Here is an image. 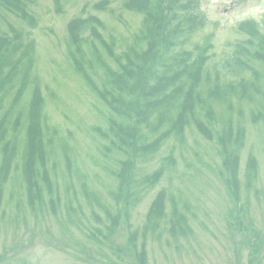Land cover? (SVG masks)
<instances>
[{
	"label": "rangeland",
	"instance_id": "1",
	"mask_svg": "<svg viewBox=\"0 0 264 264\" xmlns=\"http://www.w3.org/2000/svg\"><path fill=\"white\" fill-rule=\"evenodd\" d=\"M196 2L206 22L186 47L207 49L200 90L258 74L252 98L209 100V109H201L200 119L205 121L204 113L211 117L215 136L227 122L234 131L242 129L227 151L236 159L233 177L216 137L190 124L137 161L126 180L130 189L118 200L112 170L122 155L105 153L110 139L100 132L107 131L110 112L97 91L104 89L107 71L118 69L112 53L119 56L138 41L142 13L129 7L130 0H25L30 22L0 5V32L14 29L32 42L31 76L39 83L45 149L35 166L51 186L33 208L22 178L29 119L23 116L15 128L16 113L10 114L3 124L14 145L7 173L0 150V264H138L137 252L144 264H264V65L250 60L252 69L239 72L229 65L246 40L238 23L252 20L264 29V0ZM85 20L95 29L78 47L68 27ZM76 46L84 71L70 57ZM33 88L27 83L21 96L26 108L37 93ZM13 98L12 92L3 98V110ZM158 170L156 179L148 178ZM113 216L116 228L110 225Z\"/></svg>",
	"mask_w": 264,
	"mask_h": 264
},
{
	"label": "trees",
	"instance_id": "2",
	"mask_svg": "<svg viewBox=\"0 0 264 264\" xmlns=\"http://www.w3.org/2000/svg\"><path fill=\"white\" fill-rule=\"evenodd\" d=\"M24 1L0 0V5L22 20L31 22V18L27 19V12L22 4ZM129 7L143 15L138 41L128 46L119 56L112 53L118 62V69L107 71L104 89L96 90L110 112L107 131L100 132L102 137L110 139L105 146L110 152L105 153L118 151L122 155L118 158V169L112 170L118 184L116 200L125 190L130 189L126 180L132 177L130 171L137 161L157 151L168 135L183 133L187 125H193L200 134L208 138L216 137L227 152L231 144L239 140L242 129L234 131L231 122H227L222 132L215 136L211 128V117L204 113L205 121L200 119L201 109H209V100L229 101L233 95L252 98L259 89L258 74L255 72L251 81L241 78L236 82L215 84L206 91L200 90L203 88L202 73L207 49L186 47L190 42V35L197 29H202L206 22L196 0H130ZM68 28L72 42L77 43L78 47L92 39L95 29L87 20L72 22ZM238 29L246 36V40L245 44L237 45L233 63L229 65L236 72L242 68L252 69L250 60H257L264 65V29H259L258 24L252 20L238 23ZM22 39L20 32L14 29L12 33L0 32V113L3 116L0 119V150L7 157L4 162V173H7L11 168L14 145L7 140L3 124L15 112L13 126L17 128L21 118L24 116L26 119L27 116L29 124L22 154V178L35 208V204L42 203V189L47 186L50 191L51 186L46 173H43V179L41 175L37 176L35 166L36 158H42L45 153L40 141L37 113L41 107V98L38 79L31 76L32 42ZM77 46L70 57L75 68L84 71L79 57L75 55L79 52ZM29 82H33V89L37 93L30 98L26 108V104H20V99ZM11 92L14 93L13 102L3 110L2 100ZM164 125L166 127L161 129ZM145 132L153 137L151 141H145L148 136L142 135ZM231 155L232 152H227L225 169L232 176L236 159ZM158 176L159 170L148 178L156 179ZM125 195L129 202V192ZM161 199L162 195L154 201L155 208L160 207ZM116 220L117 216L110 218V225L114 228ZM176 220L171 221L173 230L176 229ZM143 256L137 252L138 264H144Z\"/></svg>",
	"mask_w": 264,
	"mask_h": 264
}]
</instances>
